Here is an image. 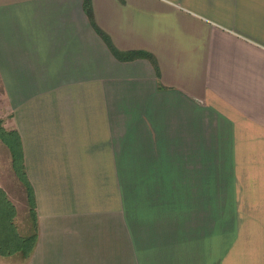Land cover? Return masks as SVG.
<instances>
[{
  "label": "crops",
  "instance_id": "0c3cea01",
  "mask_svg": "<svg viewBox=\"0 0 264 264\" xmlns=\"http://www.w3.org/2000/svg\"><path fill=\"white\" fill-rule=\"evenodd\" d=\"M84 3L0 0V117L37 218L32 252L0 255L264 264V0ZM30 208L0 140L1 240L33 234Z\"/></svg>",
  "mask_w": 264,
  "mask_h": 264
},
{
  "label": "trees",
  "instance_id": "16d2710c",
  "mask_svg": "<svg viewBox=\"0 0 264 264\" xmlns=\"http://www.w3.org/2000/svg\"><path fill=\"white\" fill-rule=\"evenodd\" d=\"M85 10L89 13L90 17L92 18V0H85L84 3ZM101 35L107 41L109 47L113 51V53L123 60L134 59L136 57H147L150 59H154L153 55L144 50H134V51H121L116 48L111 39L100 29H98ZM0 140H2L11 150L12 160H13V167L15 172L19 176L20 180L26 185L28 190V197L30 202V212L34 219V232L28 236H21L16 233L14 234H7L0 240V254L1 255H11L18 251L22 252L23 255H29L36 243L37 240V218H36V208H35V200L34 195L32 192L31 184L28 180L25 171L24 165V154L23 148L21 144V140L19 134L16 129H9L4 125L3 118L0 117ZM6 201H11L5 196ZM15 228V227H14Z\"/></svg>",
  "mask_w": 264,
  "mask_h": 264
},
{
  "label": "rangeland",
  "instance_id": "374dc122",
  "mask_svg": "<svg viewBox=\"0 0 264 264\" xmlns=\"http://www.w3.org/2000/svg\"><path fill=\"white\" fill-rule=\"evenodd\" d=\"M19 187L22 188L23 187V184L22 183H19ZM10 197H13L12 195L14 194H11L10 192ZM23 216V217H22ZM16 223L18 224L19 226V231L20 233L26 235L28 233H30L33 229V224H32V219H31V216L29 214H27L23 208H21L20 210V214L18 215V217L16 218ZM0 240H1V237H0ZM20 258L21 254L20 253H17L13 256H11L10 258H5L4 256H1L0 255V264H18L19 262V259L18 257Z\"/></svg>",
  "mask_w": 264,
  "mask_h": 264
}]
</instances>
